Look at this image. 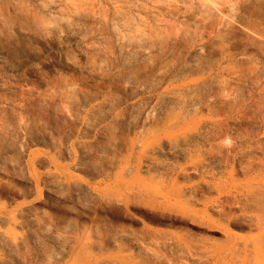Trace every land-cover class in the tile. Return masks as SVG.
Segmentation results:
<instances>
[{
    "label": "bare ground",
    "instance_id": "1",
    "mask_svg": "<svg viewBox=\"0 0 264 264\" xmlns=\"http://www.w3.org/2000/svg\"><path fill=\"white\" fill-rule=\"evenodd\" d=\"M236 1L234 17L221 23L227 52L219 85L213 43L198 42L196 31H216L210 20L226 0H0V69L7 56L22 50L38 54L41 48L62 50L90 39L91 55L79 54L83 71L94 79L120 73L107 86V99H89L88 90L80 103L89 110L84 128L99 143L96 153L107 156L124 149L133 156L127 166L130 176L115 177L98 193L110 224L119 204L157 206L161 200L176 207L183 194L179 179L190 183L192 176L214 180L219 212L220 198L235 194L264 233V0ZM74 63L63 61L67 68ZM64 94L74 104L71 92ZM47 109V100L39 97L27 102L30 114L25 117L0 110V145L10 132L15 139L44 132L34 114ZM143 113L142 130L131 140L126 134ZM157 160L171 161L166 169L170 166L173 175L155 173L150 165ZM50 176L56 198L71 205L61 207L58 217L42 219L49 226L57 220L68 233L45 228L50 239L33 249L37 264H55L65 252L69 258L64 264H151L137 237L99 225L93 202L81 196L71 176ZM82 216L87 228L78 222ZM26 241L0 230V264H30L31 253L21 250ZM256 252L264 254V249L258 246Z\"/></svg>",
    "mask_w": 264,
    "mask_h": 264
},
{
    "label": "rangeland",
    "instance_id": "2",
    "mask_svg": "<svg viewBox=\"0 0 264 264\" xmlns=\"http://www.w3.org/2000/svg\"><path fill=\"white\" fill-rule=\"evenodd\" d=\"M226 1L227 4L219 6V15L210 20L216 31L212 34L196 31L198 42L213 43L219 85L225 78L227 52V33L221 23L234 17L238 7L236 0ZM91 46L90 39H86L79 46L69 45L62 50L41 48L38 54L22 50L7 56L5 66L0 69V110L6 109L25 117L30 114L26 110L27 102L45 97L48 105L44 114H34L37 121L44 123V132L32 139H15L10 132L7 142L4 140L0 145V230L26 237L25 247L21 250L31 253L28 256L30 264L38 263L39 257L33 249L42 245L49 238V233H68L57 220L49 226L42 219L43 216L58 217L61 207L71 205V201L63 204L56 198L50 176L55 173L66 178L71 176L69 180L80 185L81 196L85 195L93 202L94 215L100 226L109 224L137 237V245L143 247L151 264H193L195 258L200 264H264L263 252H256L258 246L264 249V233L245 214L241 201L233 193L220 198L222 206L219 212L212 178L200 181L198 177L191 176L190 183H184L180 178L183 194L176 207L167 206L161 200L157 206L132 201L115 207L112 224L104 217L107 207L99 201L98 193L115 177L127 179L130 176L127 166L132 165L133 156L124 149H119L114 155H98L95 150L99 143L95 141L93 131L84 128L89 110L80 105L83 102L81 93L89 90V99L103 101L109 94L107 86L120 74L110 71L98 79L87 75L83 71L84 60L79 54L90 56ZM65 59L75 61L77 69L65 67ZM95 87H100L98 93L92 92ZM66 92H71L74 104L64 100ZM145 120L143 113L126 136L135 139ZM64 148L65 153L61 154ZM170 163L157 160L150 167L161 176H169L173 173L170 166V171L166 169ZM78 222L88 227L86 216ZM45 228L50 229L49 233L46 234ZM65 254H61L55 264L67 262L69 255Z\"/></svg>",
    "mask_w": 264,
    "mask_h": 264
}]
</instances>
